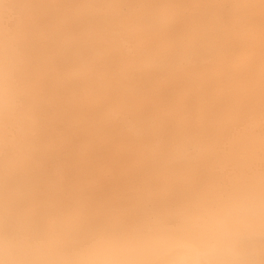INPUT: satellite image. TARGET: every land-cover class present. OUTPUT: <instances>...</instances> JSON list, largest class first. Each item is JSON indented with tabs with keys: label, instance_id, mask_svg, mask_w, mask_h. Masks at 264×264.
I'll use <instances>...</instances> for the list:
<instances>
[{
	"label": "snow or ice",
	"instance_id": "obj_1",
	"mask_svg": "<svg viewBox=\"0 0 264 264\" xmlns=\"http://www.w3.org/2000/svg\"><path fill=\"white\" fill-rule=\"evenodd\" d=\"M0 264H264V0H0Z\"/></svg>",
	"mask_w": 264,
	"mask_h": 264
}]
</instances>
